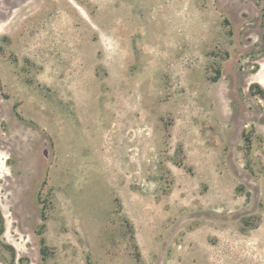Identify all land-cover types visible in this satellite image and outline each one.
Segmentation results:
<instances>
[{
	"label": "rangeland",
	"instance_id": "obj_1",
	"mask_svg": "<svg viewBox=\"0 0 264 264\" xmlns=\"http://www.w3.org/2000/svg\"><path fill=\"white\" fill-rule=\"evenodd\" d=\"M0 264H264V0H0Z\"/></svg>",
	"mask_w": 264,
	"mask_h": 264
},
{
	"label": "water",
	"instance_id": "obj_2",
	"mask_svg": "<svg viewBox=\"0 0 264 264\" xmlns=\"http://www.w3.org/2000/svg\"><path fill=\"white\" fill-rule=\"evenodd\" d=\"M43 154H44V156L49 160L50 159V157H51V154H50V150H49V148H45L44 149V151H43Z\"/></svg>",
	"mask_w": 264,
	"mask_h": 264
}]
</instances>
